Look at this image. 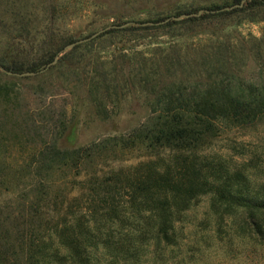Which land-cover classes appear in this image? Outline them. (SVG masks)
Masks as SVG:
<instances>
[{"label": "rangeland", "instance_id": "374dc122", "mask_svg": "<svg viewBox=\"0 0 264 264\" xmlns=\"http://www.w3.org/2000/svg\"><path fill=\"white\" fill-rule=\"evenodd\" d=\"M235 2L0 0V229L29 222L28 212L35 206L46 215L55 214L56 201L64 202L66 211L85 208L87 182L151 160L143 145L129 143L122 149L121 144L132 141L134 129L151 126L167 97L208 94L221 83L232 96L264 94L253 92L264 88V12L116 34L70 54L76 45L55 57L58 63L65 59L61 65L33 76L8 75L12 71L2 63L23 64L24 73H31L30 66L49 58L54 41L88 43L114 24L187 12L202 16L215 7L231 10L228 6ZM122 47L131 48L124 53L137 58L132 65L117 59L116 49ZM258 51L263 52L261 62ZM218 52L229 58L228 64L216 65ZM200 69L204 73L196 74ZM74 126L76 138L67 140ZM72 147L90 150L78 169H49L56 150ZM202 155L231 174L243 173L255 190L264 191V116L254 124L225 129ZM168 156L161 151L152 159ZM211 204V195L201 197L177 223L180 248L166 264H264V245L237 231V218L222 221ZM48 215L44 218L49 222L57 221ZM144 264L164 261L150 257Z\"/></svg>", "mask_w": 264, "mask_h": 264}, {"label": "trees", "instance_id": "16d2710c", "mask_svg": "<svg viewBox=\"0 0 264 264\" xmlns=\"http://www.w3.org/2000/svg\"><path fill=\"white\" fill-rule=\"evenodd\" d=\"M243 1L245 4L239 7ZM228 7L233 9L215 7L202 16L187 12L190 17L181 22L173 19L180 17L177 15L131 22L127 27L114 24L88 43L52 41L49 58L30 66L29 71L40 74L56 64L61 65L65 59L48 68L67 45L77 43L69 52L72 54L116 34L163 30L185 23H206L234 15L261 13L264 0H236ZM127 49L131 48H117V59L132 65L137 58L126 55ZM262 53L257 52L260 62ZM216 56V65L228 64L225 54L218 52ZM166 58L169 55L157 60L160 64ZM24 66L13 63L7 67L2 63V67L14 74H23ZM185 68L179 69L184 72ZM155 72L158 74V69ZM195 73L204 72L200 69ZM259 90L262 92L264 88H256L253 92ZM230 91L221 83L208 94L185 97L178 93L167 97L164 110L152 118L151 126L134 129L132 141L121 144L122 149L128 148L129 143L143 145L152 153L151 160L87 182L88 194L83 197L85 208L66 211L64 202L56 201L54 216L47 214L52 219L58 217L56 222L45 219L46 213L35 206L28 212L29 222L2 227L0 264H144L150 257L166 264L165 259L180 248L177 223L206 195L212 196V210L222 221L237 218V231L253 244L264 245L263 189L255 190L243 173L231 174L223 164H216L202 155L225 129L248 126L264 116V94L245 99L232 96ZM76 132V127H72L67 140L76 138ZM70 149L56 150V159L51 161L49 169H78L80 158L90 153V150L76 147ZM161 151L169 156L153 160L154 157L158 159Z\"/></svg>", "mask_w": 264, "mask_h": 264}, {"label": "water", "instance_id": "95a60500", "mask_svg": "<svg viewBox=\"0 0 264 264\" xmlns=\"http://www.w3.org/2000/svg\"><path fill=\"white\" fill-rule=\"evenodd\" d=\"M243 3H245V1H243ZM242 5H243V4H242ZM242 5H241V6H242ZM201 14H202V12H200L199 14H197V16H200ZM189 17H190V16H188V15H183V16H181V17H179V18H173V19H174V20H177V21H180V20H182V19L189 18ZM129 25H130V23L125 24L123 27H127V26H129ZM102 32H103V31H101L100 33H102ZM100 33L95 34L93 37L96 38ZM87 41H89V39L83 40V41H81V42H79V43L87 42ZM76 45H77V43L71 44V45H69L68 47H66L64 51H66V50H71V49H73ZM64 51H63V52H64ZM57 62H58V58H56L55 61H54L52 64H50V65L48 66V68H49L51 65L56 64ZM7 74H8V75H11V76H19V77L33 76V75H34V73L14 74V73H10V72H7Z\"/></svg>", "mask_w": 264, "mask_h": 264}]
</instances>
